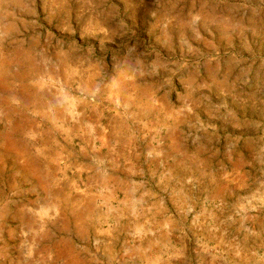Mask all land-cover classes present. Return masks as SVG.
I'll return each instance as SVG.
<instances>
[{
	"label": "rangeland",
	"instance_id": "rangeland-1",
	"mask_svg": "<svg viewBox=\"0 0 264 264\" xmlns=\"http://www.w3.org/2000/svg\"><path fill=\"white\" fill-rule=\"evenodd\" d=\"M0 264H264V0H0Z\"/></svg>",
	"mask_w": 264,
	"mask_h": 264
}]
</instances>
